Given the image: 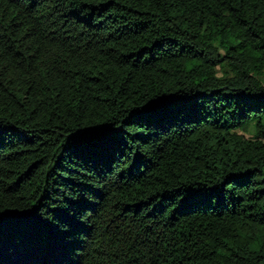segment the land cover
I'll use <instances>...</instances> for the list:
<instances>
[{
	"label": "trees",
	"instance_id": "obj_1",
	"mask_svg": "<svg viewBox=\"0 0 264 264\" xmlns=\"http://www.w3.org/2000/svg\"><path fill=\"white\" fill-rule=\"evenodd\" d=\"M0 220V264H264V0H0Z\"/></svg>",
	"mask_w": 264,
	"mask_h": 264
},
{
	"label": "snow or ice",
	"instance_id": "obj_2",
	"mask_svg": "<svg viewBox=\"0 0 264 264\" xmlns=\"http://www.w3.org/2000/svg\"><path fill=\"white\" fill-rule=\"evenodd\" d=\"M0 223H2V220H0ZM70 227V226H69Z\"/></svg>",
	"mask_w": 264,
	"mask_h": 264
}]
</instances>
